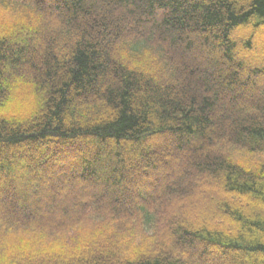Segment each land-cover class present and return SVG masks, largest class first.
I'll return each instance as SVG.
<instances>
[{
	"label": "trees",
	"instance_id": "16d2710c",
	"mask_svg": "<svg viewBox=\"0 0 264 264\" xmlns=\"http://www.w3.org/2000/svg\"><path fill=\"white\" fill-rule=\"evenodd\" d=\"M263 27L264 0H0V99L9 81L22 104L0 116V183L43 206L39 164L56 148L64 172L76 155L104 191L53 224L2 213L0 264H264ZM157 138L181 180L129 207L109 198L130 174L162 172ZM22 148L39 153L25 186ZM189 179L218 192L199 202Z\"/></svg>",
	"mask_w": 264,
	"mask_h": 264
},
{
	"label": "rangeland",
	"instance_id": "374dc122",
	"mask_svg": "<svg viewBox=\"0 0 264 264\" xmlns=\"http://www.w3.org/2000/svg\"><path fill=\"white\" fill-rule=\"evenodd\" d=\"M242 36L243 31L241 32ZM256 42H259V49L263 48L264 50V27L261 29L258 38L256 39ZM44 44L43 40H39L35 45L36 48L42 47ZM204 58V56H203ZM203 61V59H202ZM205 66V65H204ZM264 89L263 85H260L259 90ZM151 145L153 147V151L155 152V155L162 161L166 162L164 166H162L159 171L154 174L146 173L145 175L140 174H130L128 180L125 182V187L128 188L127 194H122L119 189H109L107 191V195L110 197H119V199L129 207V204H139L142 200L141 194H139V190H149V191H155L156 189H159L161 185L166 183H171L175 180L180 181L183 177L180 172H178L180 166L179 159H176L174 156L170 153V146L169 141L166 138H157L156 140L151 141ZM67 149V148H66ZM59 151V150H58ZM56 148L52 149L53 154H46L43 156L44 160L42 163L39 164V167L43 169V172H39V177L36 179L37 183H39L41 187H44L40 190V188H37L33 195H37L42 200L41 203L43 206L35 205L32 208H23L21 206L22 202H25L24 199L21 197L20 194L16 193L15 190L8 186V188H5L3 184L0 183V198H3V200H0V203H4L3 206H1L2 211H0V216L2 213L10 212L11 210H15L19 213H25V212H35V220L38 222H45L48 224L57 223L58 221L66 219L64 216V211L68 209L67 218H72L74 213H79L80 210L77 206V202H84V201H91L98 199L99 196L103 195L104 191L99 190H92L91 186H88L87 182L84 179V176L80 169L77 166V160L76 155L72 156L71 159L66 156L64 158L67 162H65V166H67V170L70 172H64V169H61L59 167V163L61 161L58 159V156L56 152H58ZM67 152V150H65ZM69 152V151H68ZM72 152V151H71ZM70 154H73V152ZM80 152L81 149L79 148L76 153ZM14 153L17 154H23L29 162V166H27L26 175L23 176V185H27L28 183H31L33 181L32 176L34 170L36 169V162L35 157L37 158L39 155L38 151L32 148H22L18 149ZM64 153V152H63ZM60 155V153H58ZM185 157L181 158L183 160V163H186L184 160ZM62 159V157H61ZM16 162V160H15ZM178 162V163H177ZM175 164V165H174ZM177 164V165H176ZM133 171V170H130ZM156 174V175H155ZM42 175V176H41ZM61 176V178H59ZM53 178H57L54 179ZM63 178V179H62ZM56 180V181H55ZM192 183L195 182L197 188L202 189L200 191L199 196V202H204L207 197V191H214L218 192L217 188H214L213 185H210L209 182H204L205 180H193L189 179ZM220 194V193H219ZM222 195V194H221ZM205 196V197H204ZM212 196V195H211ZM217 196V195H216ZM14 197L18 198V202L14 201ZM55 198V202H54ZM185 208V206H184ZM10 210V211H9ZM189 211V218L193 223L202 224V225H208L211 226L212 223L207 221L203 217V213L200 211V209L191 208L188 209ZM176 214V213H175ZM180 215L176 214V217H179ZM1 220L5 219V216L0 217ZM225 230H229V228L224 227ZM209 258H212V255H208ZM215 262L218 264V261L215 257ZM192 264H201V261L197 256L194 257ZM204 264V263H202Z\"/></svg>",
	"mask_w": 264,
	"mask_h": 264
},
{
	"label": "clouds",
	"instance_id": "9594fccd",
	"mask_svg": "<svg viewBox=\"0 0 264 264\" xmlns=\"http://www.w3.org/2000/svg\"><path fill=\"white\" fill-rule=\"evenodd\" d=\"M4 85L9 89L10 96L6 99H0V116L11 118L15 115V111L22 107V104L15 95L17 84L4 81Z\"/></svg>",
	"mask_w": 264,
	"mask_h": 264
}]
</instances>
